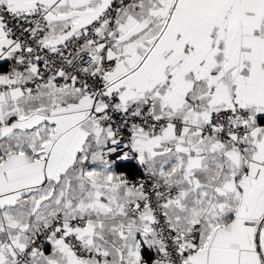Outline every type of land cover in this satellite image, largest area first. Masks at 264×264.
Here are the masks:
<instances>
[{"label": "crops", "instance_id": "1", "mask_svg": "<svg viewBox=\"0 0 264 264\" xmlns=\"http://www.w3.org/2000/svg\"><path fill=\"white\" fill-rule=\"evenodd\" d=\"M17 12L37 0H0ZM53 47L96 18L110 0H38ZM119 61L107 91L119 108L153 92L156 116L185 114L172 126L126 131L142 168L180 189L164 203L182 237L200 220L194 253L182 244L184 264H264V0H137L117 15ZM16 46L0 24V72ZM14 72L15 81L32 73ZM236 100L250 113L240 141L245 156L223 149L214 134L200 137L207 112ZM191 106V109L188 107ZM78 86L40 85L36 95L17 86L0 100V264H11L29 234L58 211L86 217L79 238L100 252L77 259L50 237L30 264H142L149 248L147 209L125 215L137 188L101 150L114 130L89 115ZM4 227L6 230H4ZM151 261V260H150ZM149 261V262H150Z\"/></svg>", "mask_w": 264, "mask_h": 264}, {"label": "built area", "instance_id": "2", "mask_svg": "<svg viewBox=\"0 0 264 264\" xmlns=\"http://www.w3.org/2000/svg\"><path fill=\"white\" fill-rule=\"evenodd\" d=\"M130 1L137 0H110L96 18L79 26L53 47L46 44L49 26L41 1H35L25 13L17 12L6 2L0 1L1 27L16 42L5 70L0 72V100L7 90L15 86L33 96L40 85L81 87L89 101V117L102 121L114 130L113 140L101 150L102 155L116 161L127 160L136 166L130 183L137 188L139 197L125 200L123 207L129 218H136L144 209L150 213L146 229L152 235V258L150 262L142 264H184L182 244L190 245L187 253H194L200 220L192 223L189 232L182 237L177 234L164 210V203L175 202L180 189L170 185L165 174L156 177L142 168L126 131L134 125L144 132L157 133L164 127L172 126L173 131L178 133L185 114L174 117L154 115L151 91L144 94L140 101L119 108L115 94L106 90L109 85L108 73L120 58L112 50L121 37L117 15ZM31 68L32 73L25 80L17 82L13 79L14 72ZM249 117L250 113L245 107L231 100L229 104L207 112L204 123L198 127L200 137L214 134L223 147L221 157L225 155L224 147L234 149L238 156H245V145L240 137L246 132ZM85 225V216L67 218L62 211H58L51 221L28 235L27 242L14 254L11 264H30L50 237L60 239L77 259L89 256L99 259L100 252L91 249L78 236L76 228Z\"/></svg>", "mask_w": 264, "mask_h": 264}, {"label": "trees", "instance_id": "3", "mask_svg": "<svg viewBox=\"0 0 264 264\" xmlns=\"http://www.w3.org/2000/svg\"><path fill=\"white\" fill-rule=\"evenodd\" d=\"M116 165L118 169L125 173V177H127V179L129 180L133 177L136 171V166L132 162L127 160H119L116 162ZM141 254L145 263H148L152 258V251L150 247L142 249Z\"/></svg>", "mask_w": 264, "mask_h": 264}]
</instances>
